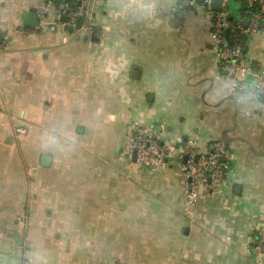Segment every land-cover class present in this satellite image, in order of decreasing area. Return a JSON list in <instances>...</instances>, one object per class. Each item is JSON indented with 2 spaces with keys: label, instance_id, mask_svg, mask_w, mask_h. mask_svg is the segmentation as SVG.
Masks as SVG:
<instances>
[{
  "label": "crops",
  "instance_id": "0c3cea01",
  "mask_svg": "<svg viewBox=\"0 0 264 264\" xmlns=\"http://www.w3.org/2000/svg\"><path fill=\"white\" fill-rule=\"evenodd\" d=\"M89 1L88 27L62 32L22 25L38 1L0 0V264H264L250 253L264 235V103L230 91L209 16ZM229 9L247 20L240 1ZM245 64L264 76V30L246 37ZM134 123L165 146L164 168L122 155ZM190 142H222L229 170L188 209Z\"/></svg>",
  "mask_w": 264,
  "mask_h": 264
},
{
  "label": "built area",
  "instance_id": "2783aa9c",
  "mask_svg": "<svg viewBox=\"0 0 264 264\" xmlns=\"http://www.w3.org/2000/svg\"><path fill=\"white\" fill-rule=\"evenodd\" d=\"M231 1L221 0L219 12L213 9L215 0H178V3L181 9L199 4L209 16L210 40L219 55V71L228 82L230 91L233 94L251 91L264 103V76L245 64L244 40L264 30V0H238L245 6L246 28L242 19L234 21L231 18ZM39 3L41 5L35 13L39 23L37 28L53 26L65 32L68 26L75 28L80 17L84 18L80 29L88 27L87 20L91 14L89 0H39ZM51 9L53 19H49ZM64 17L68 19L67 23L61 21ZM16 133L23 134L24 129L17 128ZM164 151L165 146H161L148 129L136 123L130 125L122 149L123 156L131 159L135 154V163L144 168H164ZM178 160L187 179L184 194L188 209L195 205L202 188L210 195L218 192L229 170L228 151L222 142H210L203 150L193 147L192 142L187 143L179 151ZM250 253L257 256L264 254V235L252 241Z\"/></svg>",
  "mask_w": 264,
  "mask_h": 264
},
{
  "label": "water",
  "instance_id": "95a60500",
  "mask_svg": "<svg viewBox=\"0 0 264 264\" xmlns=\"http://www.w3.org/2000/svg\"><path fill=\"white\" fill-rule=\"evenodd\" d=\"M213 9L215 11H220L221 9V0H215L214 4H213ZM62 22L64 23H67L68 22V19L66 17L62 18L61 20ZM84 21V18L83 17H80L77 22H76V25H75V29L78 30L80 29L82 23ZM230 21H231V18H230ZM244 27L246 28L247 25H248V20H244ZM38 20H37V17L34 13H31V12H26L23 14V18H22V25L26 28H29V29H36L38 27ZM67 30L68 31H72L73 28L72 26H68L67 27ZM4 39V36H3V33L0 32V44L2 43ZM246 38H244L245 40ZM132 160L133 162H135V154L132 155ZM49 161H50V158L48 156H43L41 158V166L42 167H47L49 165Z\"/></svg>",
  "mask_w": 264,
  "mask_h": 264
},
{
  "label": "trees",
  "instance_id": "16d2710c",
  "mask_svg": "<svg viewBox=\"0 0 264 264\" xmlns=\"http://www.w3.org/2000/svg\"><path fill=\"white\" fill-rule=\"evenodd\" d=\"M235 1H238V0H235ZM243 5V8L244 9H242V13L245 11V6H244V4H242Z\"/></svg>",
  "mask_w": 264,
  "mask_h": 264
},
{
  "label": "rangeland",
  "instance_id": "374dc122",
  "mask_svg": "<svg viewBox=\"0 0 264 264\" xmlns=\"http://www.w3.org/2000/svg\"><path fill=\"white\" fill-rule=\"evenodd\" d=\"M34 2H36V1H38L39 2V0H33Z\"/></svg>",
  "mask_w": 264,
  "mask_h": 264
}]
</instances>
